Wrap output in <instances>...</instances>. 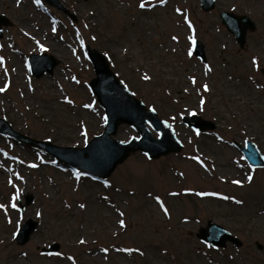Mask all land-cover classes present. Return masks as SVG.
<instances>
[{
    "label": "rangeland",
    "instance_id": "374dc122",
    "mask_svg": "<svg viewBox=\"0 0 264 264\" xmlns=\"http://www.w3.org/2000/svg\"><path fill=\"white\" fill-rule=\"evenodd\" d=\"M59 1L76 20L45 0H0L9 21L0 27V117L60 146L100 134L89 44L183 146L157 159L131 153L100 180L0 135V264H264V167H251L233 144L250 140L264 154V0H215L209 11L200 0ZM223 10L254 21L243 47L221 23ZM32 53L58 59L52 74L30 72ZM193 114L216 127L194 132L181 121ZM134 136L123 123L114 135ZM27 218L36 228L18 244ZM209 219L241 245L200 241ZM54 242L56 253H41Z\"/></svg>",
    "mask_w": 264,
    "mask_h": 264
},
{
    "label": "water",
    "instance_id": "95a60500",
    "mask_svg": "<svg viewBox=\"0 0 264 264\" xmlns=\"http://www.w3.org/2000/svg\"><path fill=\"white\" fill-rule=\"evenodd\" d=\"M45 1L76 20L74 14L62 6L59 0ZM200 5L204 11H209L214 8L215 0H200ZM219 17L239 47L244 46L247 32L256 28L254 21L248 15H238L223 10L219 13ZM8 24L6 16L0 14V27ZM192 49L196 56L205 61L200 41L194 40ZM84 50L94 72V77L89 80L88 87L104 110L105 125L102 132L93 136L81 147L60 146L20 133L14 130L6 119L0 117V135H6L22 144L37 147L72 170H81L101 180L106 179L131 153L140 151L149 159H157L169 153L179 152L183 145L176 137L172 124L158 117L154 109L146 107L134 96L118 78L116 72L112 70L109 59L104 53L90 47L89 44L84 46ZM28 63L30 72L39 78L46 73L52 74L58 59L46 53H32L28 56ZM260 71L264 75V68H261ZM181 121L196 133L216 127L213 121L201 118L196 114L183 116ZM122 123L134 127L139 136L131 137L127 141L116 139L114 135ZM151 129L157 133V136ZM233 144L244 155L250 166L264 167V154L257 149L254 142L245 140L242 145L234 141ZM31 200L32 197L26 195L23 204L19 201L20 213ZM35 228L36 222L27 218L14 234L16 242L18 244L26 243ZM196 236L200 241L213 247H225L227 243H231L235 247L241 245V240L237 236L210 219L207 220L205 227L198 229ZM257 247L261 249L262 244L257 243ZM59 248L60 244L54 242L47 247H42L41 252L54 254Z\"/></svg>",
    "mask_w": 264,
    "mask_h": 264
},
{
    "label": "snow or ice",
    "instance_id": "6c2138e0",
    "mask_svg": "<svg viewBox=\"0 0 264 264\" xmlns=\"http://www.w3.org/2000/svg\"><path fill=\"white\" fill-rule=\"evenodd\" d=\"M162 2H163V0H162ZM140 7H144V4L142 3V4L140 5ZM144 78H145V79H148V77H147V76H145ZM206 87H207V86H205V88H206ZM0 91H3V89H0ZM33 166H34V165H33ZM248 179H249V180H251V179H252V177H251V176H249V177H248ZM237 183H239V182H237ZM13 207H15V204H13ZM121 223H123V222H121Z\"/></svg>",
    "mask_w": 264,
    "mask_h": 264
}]
</instances>
